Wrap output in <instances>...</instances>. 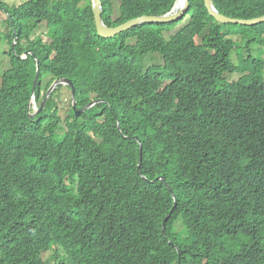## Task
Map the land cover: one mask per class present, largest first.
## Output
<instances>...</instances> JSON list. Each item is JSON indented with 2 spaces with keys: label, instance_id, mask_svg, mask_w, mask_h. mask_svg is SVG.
Instances as JSON below:
<instances>
[{
  "label": "trees",
  "instance_id": "trees-1",
  "mask_svg": "<svg viewBox=\"0 0 264 264\" xmlns=\"http://www.w3.org/2000/svg\"><path fill=\"white\" fill-rule=\"evenodd\" d=\"M101 1L111 28L178 3L116 0L115 17ZM212 2L264 17V0ZM0 11V264H264V23L191 0L176 22L103 38L93 0ZM37 75L40 108L64 79L77 108L61 117L60 86L32 117Z\"/></svg>",
  "mask_w": 264,
  "mask_h": 264
},
{
  "label": "water",
  "instance_id": "water-1",
  "mask_svg": "<svg viewBox=\"0 0 264 264\" xmlns=\"http://www.w3.org/2000/svg\"><path fill=\"white\" fill-rule=\"evenodd\" d=\"M181 3L182 10L178 13H175V10L172 14H167L164 16H142L135 19H132L122 25H119L115 28L108 27L102 20L103 14V6L101 0H93V11L96 20V26L98 30V34L103 38H113L115 35L130 29L131 27L139 24H152V23H173L176 22L188 12L190 9V0H178ZM206 8L211 17L215 18L217 21L225 24V25H242V26H255L258 24L264 23V17L251 20V21H241L235 20L231 17H227L225 15L220 14L214 6L210 3V0H206ZM62 83L61 86L74 88L72 81L69 79H64L63 82H58L57 84ZM76 109V106H74ZM91 108V107H90ZM88 108V109H90Z\"/></svg>",
  "mask_w": 264,
  "mask_h": 264
},
{
  "label": "rangeland",
  "instance_id": "rangeland-1",
  "mask_svg": "<svg viewBox=\"0 0 264 264\" xmlns=\"http://www.w3.org/2000/svg\"><path fill=\"white\" fill-rule=\"evenodd\" d=\"M0 1L3 2V3H5V4H8L10 6H18V5L20 6L26 0H0ZM114 5H115L114 13H115V17H116L117 14L119 13V4H118V1L115 0ZM145 16H148V15H145ZM102 20H103V18H102ZM5 21H6V15L3 14L2 11H0V32H1V35H0V63H1V65H0V77H2L1 75L4 73V71L6 70V67L8 65V58L5 57V56H3V54H2L3 51H8V47L6 45V42L2 41V34L4 35V34L7 33ZM188 21H189V18H186L182 22V24H180V26H178V29L181 28V27H183V26H185L188 23ZM122 24H124V23H122ZM122 24H120V25H122ZM46 30H47L46 25L45 24H40V26L35 31H33L30 34V38L31 39H35L37 36L43 35ZM176 32H177V30H175L174 32H172L171 35H175ZM234 38H235V40L237 39L236 37H234ZM44 39H45L46 42H48L50 38L49 37H44ZM130 43H132V42H130ZM245 53H246V57H248L249 56L248 51H246ZM254 54H256V53H254ZM233 58H234V61L236 63L237 62V57H236L235 54H234V57ZM148 60L151 63H154V65L162 64L163 63L160 60V56L159 55L153 56V57H149ZM237 78H239V76L238 75H234L232 79H237ZM0 84H1V78H0ZM61 87H63L64 89L66 88L65 86H61ZM71 105H73V107L74 106L77 107V102H76L75 94L73 93L71 95L69 92H67L66 95L63 96L61 98V100L58 101V108L60 110V115H61L62 118L66 117L68 115V112H69V109H70ZM92 105H94V106H91L90 105V106L87 107V109L90 108V107L93 108V107L96 106L95 104H92ZM80 113L81 112H79V114ZM175 228H176V230H178L180 228V225L177 224Z\"/></svg>",
  "mask_w": 264,
  "mask_h": 264
},
{
  "label": "bare ground",
  "instance_id": "bare-ground-1",
  "mask_svg": "<svg viewBox=\"0 0 264 264\" xmlns=\"http://www.w3.org/2000/svg\"><path fill=\"white\" fill-rule=\"evenodd\" d=\"M205 3H206V0H205ZM210 3L214 6L212 0H210ZM214 8L216 9L215 6H214ZM177 10H178V11H177ZM181 10H182L181 3H178V4H177V8H176L175 13H178V12H180ZM216 10H217V9H216ZM217 11H218V10H217ZM218 12H219V11H218ZM219 13H220V12H219ZM260 18H262V17H260ZM257 19H259V18H257ZM235 20L251 21V20H242V19H235ZM252 20H255V19H252ZM262 24H263V23H262ZM258 25H259V24H258ZM26 58H27V56H26ZM38 72H39V68H38ZM58 82H63V80L56 81V82H54V83L52 84L51 88L48 90V96H47V98L45 99V101L42 103V107L40 108V107L38 106V103H37V100H36V97H35V94H36V91H37V86H38V75H37V77H36V79H35V84H34V89H33V98H32V102H31V111H32V112L34 111V113H31V114H30L32 117L38 115L39 113H42V112L45 110V107H46V104H47V100H48L50 94H51L52 92L56 91L57 88L60 87L61 84H62V83L57 84Z\"/></svg>",
  "mask_w": 264,
  "mask_h": 264
},
{
  "label": "clouds",
  "instance_id": "clouds-1",
  "mask_svg": "<svg viewBox=\"0 0 264 264\" xmlns=\"http://www.w3.org/2000/svg\"><path fill=\"white\" fill-rule=\"evenodd\" d=\"M179 3V2H178ZM177 3V4H178ZM103 6V5H102ZM177 8V7H176ZM176 8H175V11H176ZM174 11H172L171 13H169V14H172ZM148 16H150V15H148ZM96 105V104H95ZM91 106H94V105H91ZM77 108V107H76ZM75 109V108H74ZM92 109V108H91ZM90 110V109H89ZM79 114V113H78Z\"/></svg>",
  "mask_w": 264,
  "mask_h": 264
}]
</instances>
